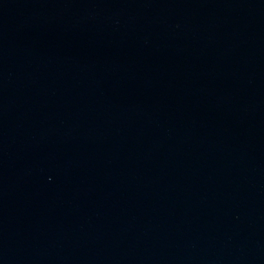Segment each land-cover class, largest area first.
Returning a JSON list of instances; mask_svg holds the SVG:
<instances>
[{
    "label": "water",
    "instance_id": "1",
    "mask_svg": "<svg viewBox=\"0 0 264 264\" xmlns=\"http://www.w3.org/2000/svg\"><path fill=\"white\" fill-rule=\"evenodd\" d=\"M0 264H264V0H0Z\"/></svg>",
    "mask_w": 264,
    "mask_h": 264
}]
</instances>
